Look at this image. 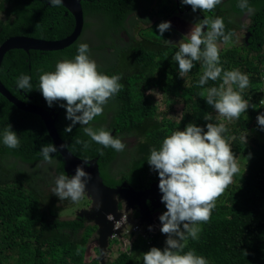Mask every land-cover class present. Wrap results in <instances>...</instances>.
<instances>
[{
    "label": "trees",
    "instance_id": "trees-1",
    "mask_svg": "<svg viewBox=\"0 0 264 264\" xmlns=\"http://www.w3.org/2000/svg\"><path fill=\"white\" fill-rule=\"evenodd\" d=\"M238 3L239 0H222L211 12L205 13L210 19L222 18L225 34L235 33L227 43H231V48L226 45L220 50V66L225 71L239 69L248 75L250 83L241 95L255 106H250L239 119L226 121L229 123L223 133L235 157L241 153L249 158L240 184L232 180L217 199L210 220L198 225L201 228L199 239L189 237L182 241L186 244L184 252L194 251L208 264H264V141L250 146L241 137V133L247 134L252 125L258 126L257 117L264 114L261 102L264 91L253 95L248 91L251 84L254 88L263 82L264 0H247L253 9L251 13L241 10ZM177 4L176 0H82L85 14L82 35L96 26L95 16L103 15L107 18L103 24L104 39L107 29L113 27L115 36L118 35L121 41L117 42L115 50L132 70L131 74L123 71L117 61L111 66L100 67L103 74L120 76L122 89L112 98L117 102L115 112L106 118L97 116L90 122L95 130L104 128L121 139L126 145L122 152L91 141L79 124L70 133L65 132L72 123L66 118V108L60 107L59 102L49 107L38 90L41 70L51 72L58 61L74 59L78 54V43L86 42L82 35L64 50L26 52L14 49L4 57L0 77L5 86L20 99L55 110L58 113L56 126L67 149L81 159L97 158L109 186L122 184L118 174H107L109 165L117 158H123L118 171L123 179L132 180L135 186H146L158 177L147 162L151 150H158L164 138L174 131L184 130L189 123L207 131V123L219 125L226 119L218 117L206 102V89L219 87L222 79L209 80L200 86L202 60L194 61L193 69L181 78L179 66L172 59L178 48L165 42L170 40L173 30L165 32L163 37L159 33H150L162 22V17L169 18L178 12ZM180 6L187 5L180 0ZM135 12L139 14L135 15ZM155 14L159 15V20L152 23ZM75 24L74 16L67 13L63 5L52 7L49 0H0V44L15 35L60 39L72 33ZM129 26L136 27L140 37L132 35ZM143 27L146 28L144 35ZM123 32L127 33V39L120 36ZM247 33L251 34L247 41L236 42L238 35L246 36ZM95 35H98L97 30ZM145 35H151V38ZM95 47L114 48L107 47V41ZM22 74L31 77L30 92L17 87V78ZM232 87L240 91L237 85ZM154 88L162 91L168 109L159 110L150 94ZM175 101L182 105L178 108L183 112L180 120L170 118V111L174 110L171 105ZM205 115L211 117L210 121L204 119ZM9 125L18 135L20 146L11 149L0 139V264H101L100 259L86 258L96 227L77 211L74 218H63L64 208L75 203L67 204L52 194L56 177L67 176V171L66 161L58 148L50 154L51 163L43 162L42 156L38 155L42 146L55 145L45 123L38 115L17 108L0 94V133ZM130 137L135 138L133 144L127 141ZM76 140L87 141L90 146L85 149ZM6 159H12V163H6ZM20 163L23 165L18 167ZM24 165L30 168L26 169ZM82 208L76 206L74 209ZM160 211L161 214L166 211L165 205ZM132 236L127 233L111 242L124 245V240H130ZM149 239L150 243L139 237L128 246L125 244L121 254L107 264H143L142 254L152 247L163 249L167 237L154 231Z\"/></svg>",
    "mask_w": 264,
    "mask_h": 264
},
{
    "label": "clouds",
    "instance_id": "clouds-1",
    "mask_svg": "<svg viewBox=\"0 0 264 264\" xmlns=\"http://www.w3.org/2000/svg\"><path fill=\"white\" fill-rule=\"evenodd\" d=\"M176 1L178 3V12L169 18L162 17L163 20L161 19L162 22L158 25L161 37H163L165 32L171 30V21L167 20L171 19L172 22L173 18L178 20L181 11L184 12L182 19L188 23L191 22L185 18V15L191 11L200 12L205 17L199 23L190 24L192 26L190 32L183 36L178 47L171 45L178 48L172 59L179 66V76L184 78L193 69V62L202 60L203 73L199 79L200 86L205 85L209 80L222 79L219 87L206 89V102L214 108L218 117H225L229 121L239 119L241 114L246 113L250 106L255 108L254 105L249 104L250 99H245L241 95V92L250 83L249 77L239 69L225 71L220 66L221 49L218 43V41L222 40L224 44H227L235 33L229 32L225 34L222 18L210 19L205 14L220 5L222 0H181L182 4L187 6H180V0ZM49 3L52 7H58L63 3V0H49ZM237 6L241 10L246 9L249 13L253 11L247 0H239ZM156 20H159V17ZM181 26L186 29L185 24H181ZM205 26L207 28L206 31H204ZM131 27L129 26L128 28L130 29ZM93 29L94 27L90 30ZM138 36L140 37L139 33ZM250 36L251 34L247 33L243 38L247 41ZM115 39H117V36ZM118 41L119 43L121 42L120 39ZM165 42L167 44L170 43L167 40ZM77 51L78 54L74 59L58 61L54 71L44 72L41 70L42 74L39 76L38 90L42 93L49 107L59 102L60 107L66 108V118L72 123L65 128V132L70 133L76 124H79L83 128L84 133L91 138V141L102 145L103 148H112L117 152H122L126 145L121 139L104 128L95 130L90 126V122L97 116L102 117L104 106L121 91L122 85L119 83L121 77L118 75L108 76L100 72V65H97L96 61L89 57V43H78ZM109 51L112 52L113 48H110ZM222 73L223 76L221 77ZM30 81V76L22 74L16 81L18 89L30 92L32 90ZM262 81L260 85L257 84L254 88L251 84L248 91L252 95L257 91H264V72ZM232 85H237L240 91L234 90ZM201 95L204 96V93H201ZM21 100L25 101L24 99ZM261 102L264 105V95ZM49 111L57 113L55 110ZM204 119L210 121L211 117L205 115ZM257 122L258 127L264 130V114L257 117ZM206 128L207 131L194 123H189L184 130L174 131L171 135L164 138L158 150L156 148L151 150L147 163L152 171L158 173V177L150 181L149 185L147 184L148 186L146 185L147 187L143 189L149 188L152 183L159 180V190L162 193V198L160 201L156 198L147 199L146 201L154 215V222L145 221L141 208L137 205L139 203L134 202L135 207H132L134 205L129 204L126 199L125 210L121 212L119 217L114 214H106L108 221L112 224L113 231L108 237L107 245L102 249L103 241L98 232L99 227L93 219H88L84 216L89 224L96 227L93 234L96 235V241H99L100 256L106 257L105 260L100 259L101 264H107L108 261L117 257L108 256L109 251L107 254L105 252L107 247L109 250L112 247L114 243L111 242L113 241L112 239L116 240L124 234L132 233L133 236L130 237V240H128L129 238L124 240L127 246L130 242L138 240L139 237L146 239L150 243L151 240L149 238L151 233L154 232V227H157V232H161L163 236L167 237L165 247L163 249L152 247L149 251L143 253V264H208V261L203 256L197 255L194 251L184 252L186 244L182 243V241H187L189 237L193 240L199 239L201 228L198 225L207 223L210 220L217 199L232 183L234 174L238 172V165L233 149L223 136V133L227 131L225 125L222 123L216 125L210 122L207 123ZM0 139H2L4 145L11 149H17L20 146L18 135L12 130L11 125L0 133ZM76 143L83 144L85 149L90 146L87 141L76 140ZM61 147L63 148L64 145H61ZM56 151L57 146L47 144L41 147L38 155L42 156L43 162L51 163L52 156L50 154ZM101 155H103L102 150ZM83 160L87 164L88 160L93 159ZM247 163L244 166L245 172ZM242 170L244 171V169ZM109 172L108 170L107 174ZM117 174L121 175L120 172H117ZM101 175L103 177L102 173ZM89 180H91V175L84 170L83 166H78L74 175L68 176L67 174L66 176L61 174L56 177L52 194H55L61 201L70 200V202L78 203L84 195H87L85 189ZM129 181L127 179L120 186L126 184L130 188L141 190ZM105 184L107 185L106 182ZM155 200L159 202V207L155 210L156 212H153L152 208ZM91 205L92 203L82 209L89 208ZM164 205L166 211L161 214L162 211L160 210ZM104 207L101 209L103 210ZM97 208H99V205H97ZM81 210L77 213L81 212ZM158 210L159 214H157ZM158 219L161 224L157 222ZM117 221H122V224L118 225Z\"/></svg>",
    "mask_w": 264,
    "mask_h": 264
},
{
    "label": "water",
    "instance_id": "water-1",
    "mask_svg": "<svg viewBox=\"0 0 264 264\" xmlns=\"http://www.w3.org/2000/svg\"><path fill=\"white\" fill-rule=\"evenodd\" d=\"M61 5H63L67 9V13L70 12L75 18L76 24L73 32L67 37L58 40H46L25 35L11 36L2 44H0V68L5 55L11 50L22 49L26 52H30L31 50L56 51L66 49L74 42H76V40L82 34L85 26V16L82 0H63V3ZM185 18L191 23H199L205 17L200 12L191 11L185 15ZM206 30L207 28L205 26L204 31ZM184 35L186 34L183 32L182 37ZM174 39H178V37H172L171 41H174ZM170 43L172 45H176L174 44V42ZM0 93L19 109L29 113L37 114L42 118L51 138L59 149L60 154L66 161V171L68 176L74 175L75 170L78 166H83L84 170L91 175V180L87 182L85 193L87 192L88 197L92 200V205L89 208L82 209L78 214L81 217L86 216L88 219H93L96 222V225L99 227L98 232L100 233L101 240L103 241L101 246L102 249L107 245L108 237L113 231L112 224L108 221V218L106 216L108 212L106 204L110 195L117 194L121 196L123 200L126 201L127 199L129 204L131 205H134V202L139 203L137 205H139V207L141 208V212L143 214V217L145 218V221H148L150 223L154 222V215L151 212V209H149L146 201L147 199L155 198L160 201V199L162 198V193L159 190V180L152 183L149 188L141 190L130 188L126 184L120 187L107 186L101 175L97 158L88 160L89 162L85 164L83 159L74 155L69 149H67L56 127L57 113L49 111L42 106L28 103L19 99L18 97L13 95L9 89H7V87L3 84L1 78ZM61 145H64V147L62 148ZM97 205H99V208H97ZM103 207L104 209L102 210L101 208ZM132 207H135V205Z\"/></svg>",
    "mask_w": 264,
    "mask_h": 264
},
{
    "label": "rangeland",
    "instance_id": "rangeland-1",
    "mask_svg": "<svg viewBox=\"0 0 264 264\" xmlns=\"http://www.w3.org/2000/svg\"><path fill=\"white\" fill-rule=\"evenodd\" d=\"M153 11V7L150 9ZM139 14L138 12H135V15ZM159 15L155 14L154 16V20L158 19ZM244 19H247V17L245 16ZM93 20L97 21L96 26L94 27L93 30H88L85 34L82 35V39L84 38L85 41L87 43H89L90 45V52H89V57L92 60H95L97 65H100V67H108L111 66L115 61H117V65L120 64L121 65V69L123 71H128L131 74V67L128 66V64L124 63V61H126L125 59L121 58L118 54H117V50H115V46L117 45V42L119 40V37L117 35V40L115 39V34H114V30L113 27L107 29V32L105 34V36L107 35L106 39H104V31H105V27L103 26L104 22L107 21V18L104 19V16H95L93 18ZM248 20V19H247ZM167 21H171V29L173 30L172 35H175L173 37H178V39H174V41H171V39L169 40L170 42H174V44L179 45V43L181 42L182 38L180 37V34H182L183 32L188 34L190 32L189 27H192L190 24L187 23H183V22H179L177 19L173 18V22L171 19L167 20ZM181 24H185L186 25V29L183 28L181 26ZM149 26V25H146ZM143 29L142 34L144 35V32L146 31V28L143 27L141 28V30ZM97 30L98 35H95V31ZM100 30V31H99ZM104 30V31H103ZM140 30V29H139ZM130 31L132 33V35L134 36H138V29L136 27H131ZM150 32V31H149ZM151 34H156L159 33L158 31V27L154 28V30L152 32H150ZM160 34V33H159ZM122 35L123 38H127V35L125 32L121 33L120 36ZM148 38H151V35H145ZM139 37V36H138ZM244 35L240 34L238 35V38L236 40L237 43H244ZM107 41V47L108 45L113 46V51L110 53L108 50L110 48H98L95 46H99V45H104V43ZM219 45H220V49H222L223 47H225L226 45H228V47L231 48V43L229 44H224L222 41H218ZM229 43V42H228ZM171 44V43H169ZM172 45V44H171ZM178 47V46H177ZM108 49V50H106ZM131 55V53H129ZM132 56V55H131ZM130 57V56H129ZM104 69V68H103ZM150 94H152V96L155 98L157 104H158V108L160 111H163L164 109H168V105L165 102V96L163 95L162 91L159 90L158 88H154ZM113 99H110L109 102L107 103V105L104 106V112L102 114V117H107L109 115H112L114 110L116 109V105L117 102L116 101H112ZM172 108H174V110H171L170 112V118H173L175 120H180L182 117L183 112L178 109L181 108L182 105L180 103H177L176 101L171 105ZM218 116V115H217ZM224 125L228 124L229 122L228 119H224L222 120ZM226 122V123H224ZM221 124V123H220ZM243 136V140L247 141V143L250 146H256L257 142H263L264 141V131L261 130L258 126L252 125L248 131L247 134H244V132L241 133V137ZM127 141L131 144H133L135 142V138L134 137H130L127 138ZM236 163L238 165V172L236 174H234L233 176V181L236 184H240L243 175L245 174V168L244 166H246L245 163L248 162L249 158L246 159L245 154H238L236 157ZM121 159L117 158V160H115L109 167V173L108 175L110 176L111 174H116L117 172L121 169V167L119 166ZM6 163H12V159H6ZM23 165V163H20L18 167H21ZM24 167L26 169H29L30 166L29 165H24ZM17 168V167H16ZM244 169L243 174H241V170ZM123 175H119V179L122 180V183L125 182L127 179H123L122 177ZM241 177V178H239ZM129 182H132V180H130ZM134 185V184H133ZM67 204H70V200H65L64 201ZM90 202L88 195H84L83 198L78 202L75 203L73 206H66L62 212H64L63 214V218H74L76 216V211H80V210H75L74 208L76 206L78 207H83L88 205V203ZM158 223H160V220H157ZM161 224V223H160ZM157 227L153 228V231H156ZM159 234L161 236H163V234L161 232H159ZM96 235L93 234V236L90 239V242L88 244V248H87V253H86V258L87 260H91L93 258H97V259H103L105 260L106 257H102L100 256V251H99V241H96ZM126 245L124 244H120L117 241H115L112 245V247L109 248L107 247L105 252L106 254L108 253V256H113L114 258L116 256H118L123 249H125Z\"/></svg>",
    "mask_w": 264,
    "mask_h": 264
},
{
    "label": "flooded vegetation",
    "instance_id": "flooded-vegetation-1",
    "mask_svg": "<svg viewBox=\"0 0 264 264\" xmlns=\"http://www.w3.org/2000/svg\"><path fill=\"white\" fill-rule=\"evenodd\" d=\"M188 8V7H187ZM183 11H181L180 12V15H179V18H178V21L179 22H183V23H187V24H191V23H188V22H186V21H184L183 19H182V15H183ZM157 21V20H156ZM191 28L192 27H189V30H191ZM186 34V33H185ZM187 35V34H186ZM182 37V36H181ZM183 38V37H182ZM122 160H123V158H121V161H120V163L122 162ZM149 185V184H148ZM147 185V186H148ZM147 186H143V187H139V186H137V188L138 189H143V188H146ZM116 187H120V185H116ZM117 197H119V199H117ZM90 200V199H89ZM90 203H92V201L90 200V202H89V204L88 205H90ZM104 203H105V200H104ZM106 206H107V214H116L117 215V217H119L120 216V214H121V212L123 211V210H125V206H126V201L125 200H123L122 199V197L121 196H117L116 194H113V195H110L109 196V198H108V201H107V204H106ZM158 207H159V202L158 201H154V203H153V208H152V210H153V212L156 210V209H158ZM156 212V211H155ZM86 217V216H85ZM87 218V217H86ZM87 221V220H86ZM88 222V221H87Z\"/></svg>",
    "mask_w": 264,
    "mask_h": 264
},
{
    "label": "built area",
    "instance_id": "built-area-1",
    "mask_svg": "<svg viewBox=\"0 0 264 264\" xmlns=\"http://www.w3.org/2000/svg\"><path fill=\"white\" fill-rule=\"evenodd\" d=\"M117 224H118V225L122 224V221H117Z\"/></svg>",
    "mask_w": 264,
    "mask_h": 264
}]
</instances>
